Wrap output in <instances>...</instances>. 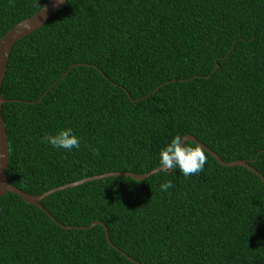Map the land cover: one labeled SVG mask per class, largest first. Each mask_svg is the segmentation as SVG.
<instances>
[{
    "label": "trees",
    "instance_id": "1",
    "mask_svg": "<svg viewBox=\"0 0 264 264\" xmlns=\"http://www.w3.org/2000/svg\"><path fill=\"white\" fill-rule=\"evenodd\" d=\"M46 1L0 0V39ZM2 94L8 177L28 193L148 172L178 134L264 176V0H68L16 42ZM69 126L78 150L41 143ZM204 150L199 174L109 176L42 200L65 225L104 222L124 253L102 224L65 229L4 194L0 264H264V181Z\"/></svg>",
    "mask_w": 264,
    "mask_h": 264
},
{
    "label": "water",
    "instance_id": "2",
    "mask_svg": "<svg viewBox=\"0 0 264 264\" xmlns=\"http://www.w3.org/2000/svg\"><path fill=\"white\" fill-rule=\"evenodd\" d=\"M68 0H47L44 5L34 14L27 17L26 19L18 22L13 27H11L0 39V197H2L4 194L9 192H14L18 195H20L27 203L34 204L39 206L41 209H43L59 226L65 228V229H71V228H82V229H88L91 228L97 224H102L106 230V236L109 240V242L114 245L117 249H119L121 252H123L118 246H116L109 235L108 227L106 224L102 221L96 220L93 223H91L88 226H77V225H65L62 222H60L51 212H49L43 205L42 200L47 197L48 195L57 192L58 190H62L64 188L77 186L80 184H83L85 182L91 181V180H97L109 176H130L133 177L136 180H143L152 174L158 172L161 170L160 166L145 172V173H135L131 171H111L106 172L102 174L92 175L89 177H85L64 185H60L58 187L51 188L41 194H33L28 193L21 188L13 185L8 177V168H9V157H10V151H9V142L7 137V129L5 127V119L3 117V104L7 101H11L12 99H7L2 94V87L3 82L7 73L8 63L10 59V55L12 52V49L17 41L22 39L23 37L27 36L28 34L32 33L33 31L37 30L41 26H43L49 19H51L60 9L61 7L67 2ZM81 63H74L69 67V69L63 74L62 78L66 77L68 73L72 70L74 66L80 65ZM89 66H93L98 68L97 65L88 64ZM218 67V64L216 68ZM104 74V72H103ZM60 79L56 80L48 89L47 91L42 95L41 98L44 97V95L56 84L59 82ZM40 98V99H41ZM40 99L33 101L37 102ZM135 100V99H134ZM185 139H194L195 141L199 142L204 149L209 151L211 154H213L216 159L222 164L226 166H234V165H241L246 166L255 173H257L259 176H261L262 180L264 181V176L258 171L255 167H253L248 160L246 159H240V160H234V161H225L223 160L213 149H211L209 146L204 144L203 142L199 141L194 135L187 134L185 135ZM124 253V252H123ZM128 258L132 261H136L134 258L128 255Z\"/></svg>",
    "mask_w": 264,
    "mask_h": 264
},
{
    "label": "clouds",
    "instance_id": "3",
    "mask_svg": "<svg viewBox=\"0 0 264 264\" xmlns=\"http://www.w3.org/2000/svg\"><path fill=\"white\" fill-rule=\"evenodd\" d=\"M81 138L75 133L72 127H63L58 131L45 133L41 137V143L51 146L57 150H78ZM91 147V146H90ZM93 152L95 148H91ZM207 162L204 147L194 139H185V136L175 135L159 151V164L161 170L179 169L180 172L188 177L199 174L204 170ZM160 190L167 192L173 187V182L167 180L160 183Z\"/></svg>",
    "mask_w": 264,
    "mask_h": 264
}]
</instances>
